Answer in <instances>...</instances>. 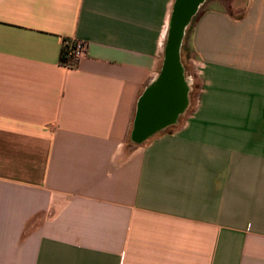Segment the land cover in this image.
<instances>
[{"label": "crops", "instance_id": "0c3cea01", "mask_svg": "<svg viewBox=\"0 0 264 264\" xmlns=\"http://www.w3.org/2000/svg\"><path fill=\"white\" fill-rule=\"evenodd\" d=\"M174 3L0 0V264H264V0H205L194 110L135 143Z\"/></svg>", "mask_w": 264, "mask_h": 264}, {"label": "water", "instance_id": "95a60500", "mask_svg": "<svg viewBox=\"0 0 264 264\" xmlns=\"http://www.w3.org/2000/svg\"><path fill=\"white\" fill-rule=\"evenodd\" d=\"M205 0H175L158 77L137 104L133 140L143 143L177 123L187 109L190 85L181 60L186 29Z\"/></svg>", "mask_w": 264, "mask_h": 264}, {"label": "rangeland", "instance_id": "374dc122", "mask_svg": "<svg viewBox=\"0 0 264 264\" xmlns=\"http://www.w3.org/2000/svg\"><path fill=\"white\" fill-rule=\"evenodd\" d=\"M223 3L225 4V6H227V8H231V10H236V8L238 9V14H242V12L244 11L246 5H247V0H222ZM235 1V3H234ZM233 4V5H232ZM192 21V20H191ZM190 27V24L188 25L186 32H188V28ZM167 40V39H166ZM181 60L184 66V70H185V75L187 77V80L189 81V85H190V95H189V107H188V113L191 114L192 111L194 110L198 95H199V90L201 89V83H200V75L198 74V72L195 69V65L194 63L189 59V55L186 53V51H181ZM175 126H171L169 128H167L166 130H164L163 132H171L175 129ZM153 138V136H152ZM151 139L148 138L146 142H148V140ZM144 142V143H146ZM137 143V142H135Z\"/></svg>", "mask_w": 264, "mask_h": 264}, {"label": "built area", "instance_id": "2783aa9c", "mask_svg": "<svg viewBox=\"0 0 264 264\" xmlns=\"http://www.w3.org/2000/svg\"><path fill=\"white\" fill-rule=\"evenodd\" d=\"M67 47L66 61L63 63L68 67L76 66L87 54L88 44L85 40L69 38L64 42Z\"/></svg>", "mask_w": 264, "mask_h": 264}, {"label": "trees", "instance_id": "16d2710c", "mask_svg": "<svg viewBox=\"0 0 264 264\" xmlns=\"http://www.w3.org/2000/svg\"><path fill=\"white\" fill-rule=\"evenodd\" d=\"M198 13L199 12L196 13V15L193 17L192 21L190 22V27L188 28V30H187L188 32H186V35H185V42H186L187 38L190 36V33L192 31V28H193V25H194V22L196 20V17L198 15ZM184 46H185V43H184L183 47ZM67 52H68L67 47H63L62 53H61V61H62V63H64L66 61Z\"/></svg>", "mask_w": 264, "mask_h": 264}, {"label": "flooded vegetation", "instance_id": "af4514ba", "mask_svg": "<svg viewBox=\"0 0 264 264\" xmlns=\"http://www.w3.org/2000/svg\"><path fill=\"white\" fill-rule=\"evenodd\" d=\"M191 91V90H190ZM190 95V94H189ZM188 105H189V103H188ZM188 108V107H187ZM180 119V117L178 118V120ZM175 125V124H174ZM174 125H172V126H174Z\"/></svg>", "mask_w": 264, "mask_h": 264}, {"label": "bare ground", "instance_id": "6f19581e", "mask_svg": "<svg viewBox=\"0 0 264 264\" xmlns=\"http://www.w3.org/2000/svg\"><path fill=\"white\" fill-rule=\"evenodd\" d=\"M188 106H189V105H188ZM188 106H187V107H188Z\"/></svg>", "mask_w": 264, "mask_h": 264}]
</instances>
